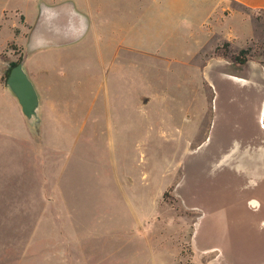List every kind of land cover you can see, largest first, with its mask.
<instances>
[{"label": "rangeland", "instance_id": "1", "mask_svg": "<svg viewBox=\"0 0 264 264\" xmlns=\"http://www.w3.org/2000/svg\"><path fill=\"white\" fill-rule=\"evenodd\" d=\"M220 2L194 56L196 24L130 11L116 34L151 46L129 59L115 36L103 57L90 42L34 56L22 10L5 11L0 264H264V12ZM243 49L244 66L223 56ZM21 56L51 85L37 127L6 85Z\"/></svg>", "mask_w": 264, "mask_h": 264}, {"label": "crops", "instance_id": "2", "mask_svg": "<svg viewBox=\"0 0 264 264\" xmlns=\"http://www.w3.org/2000/svg\"><path fill=\"white\" fill-rule=\"evenodd\" d=\"M220 0H0V20L7 17L5 11L7 9H20L22 10V15L24 17L21 21L22 30L19 33L20 38L26 37L25 40L29 41V36L38 22L42 14V5L46 7H54L65 2L73 3L74 7L81 13L87 16L89 20V27L85 35L78 41L62 46L54 47H40L33 51V55L36 56L43 52H51L55 57L59 56L64 50L69 46L76 44H85L87 46L90 43H96V49L99 52L101 57L104 56L105 51L109 48V41L113 36L119 39L118 43L112 48L115 51V56L119 58H130L131 55L137 54L136 52L142 51V48L150 47V44H145L143 42L137 41L134 37H131L126 34L118 35L117 32V23L120 22L130 23L132 17L130 11L135 13L138 11L139 16L135 14V17L145 19L148 15L149 18L152 16L153 11H158L155 13L157 16H168L166 23L176 24L179 21L175 19L179 16L180 20L193 22L198 28L196 48L192 52V56L197 54L203 45H205L206 37L209 36L210 32H215L221 20V15L217 14V5L224 11L225 8L222 7V3H218ZM230 2L237 3L245 8H248L252 11L264 12V0H228ZM109 9H113L114 13H107ZM117 12H116V11ZM166 10L167 14H163L161 11ZM169 11V13H168ZM219 19V21H217ZM245 19H243L244 21ZM245 22V21H244ZM249 24V22L247 21ZM124 24V23H123ZM190 24V23H186ZM191 24V25H192ZM248 28L250 24L248 25ZM122 27L119 28V31ZM116 34V35H115ZM59 53V54H58ZM122 54V55H121ZM149 53H144V56L148 57ZM220 61L224 58L219 57ZM40 62V60H39ZM247 64V62L245 63ZM245 64L241 65L244 66ZM26 69L32 78L39 94L41 97V102L43 100L42 89L47 91L50 89V86L43 83L45 81V75H48L47 68H44L41 63H34L32 68H28L27 61H25ZM225 74L231 75V72L224 70ZM242 73V71H241ZM238 82L241 84H254L251 88H260V85H256L257 82H249L248 77L240 76L238 77ZM47 83H50L49 80ZM145 100L142 102V107L147 108L151 104H155L157 98L154 95H144ZM138 105V104H136ZM52 125V124H51ZM95 128L98 125H94Z\"/></svg>", "mask_w": 264, "mask_h": 264}, {"label": "water", "instance_id": "3", "mask_svg": "<svg viewBox=\"0 0 264 264\" xmlns=\"http://www.w3.org/2000/svg\"><path fill=\"white\" fill-rule=\"evenodd\" d=\"M42 14L32 29L28 43L32 51L40 47H54L80 40L88 30L89 20L71 2L54 7L42 5ZM6 85L17 98L28 123L37 127L41 123L42 102L40 94L30 77L25 60L12 67Z\"/></svg>", "mask_w": 264, "mask_h": 264}, {"label": "trees", "instance_id": "4", "mask_svg": "<svg viewBox=\"0 0 264 264\" xmlns=\"http://www.w3.org/2000/svg\"><path fill=\"white\" fill-rule=\"evenodd\" d=\"M249 51L246 50V49H243L241 50L240 53H233L232 51L231 52H225L223 54L224 57H230V59H232L236 64L238 65H243L245 64L246 62H248V60L250 59L246 53H248ZM24 59V57H20L17 61H14V62H11V65H10V68L8 69L7 73H6V78L8 77L11 69L13 66H15L19 61H22Z\"/></svg>", "mask_w": 264, "mask_h": 264}, {"label": "flooded vegetation", "instance_id": "5", "mask_svg": "<svg viewBox=\"0 0 264 264\" xmlns=\"http://www.w3.org/2000/svg\"><path fill=\"white\" fill-rule=\"evenodd\" d=\"M250 159L251 160H254V161H264V151L262 152H253V154L250 156Z\"/></svg>", "mask_w": 264, "mask_h": 264}]
</instances>
